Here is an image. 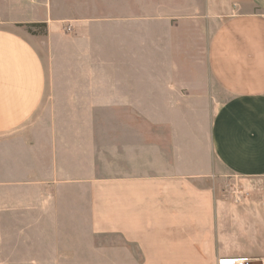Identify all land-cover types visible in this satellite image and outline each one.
<instances>
[{
  "label": "crops",
  "instance_id": "crops-1",
  "mask_svg": "<svg viewBox=\"0 0 264 264\" xmlns=\"http://www.w3.org/2000/svg\"><path fill=\"white\" fill-rule=\"evenodd\" d=\"M197 8L207 82L189 2L0 0V264L264 261V0ZM223 168L261 198L222 197Z\"/></svg>",
  "mask_w": 264,
  "mask_h": 264
},
{
  "label": "rangeland",
  "instance_id": "rangeland-1",
  "mask_svg": "<svg viewBox=\"0 0 264 264\" xmlns=\"http://www.w3.org/2000/svg\"><path fill=\"white\" fill-rule=\"evenodd\" d=\"M163 2H167L169 7L170 4L174 2L176 6V12L179 11V9H177L179 5H183V3L186 5V3L189 2L191 14L175 17L174 19V22H176L177 25L175 38H179L181 41L183 40V45L186 48L187 53L190 55L191 69L194 77L199 76L201 77V81L206 80L207 82L208 76L205 72V47L213 23L207 19V17L201 14L203 11L197 8L202 4V0H185V2L184 0H158L159 5H163ZM26 29L27 32L34 37L43 38L46 34L45 29L39 26L28 25ZM65 32L69 33L70 31L65 30ZM207 91H210L209 88ZM216 92L217 93L213 94L212 97L209 96L210 94H207V99L212 100V110H209V112H202L205 117L208 116V113L211 115L213 111L219 106L220 101L225 99L224 95H219L217 89ZM217 167L219 168L218 165ZM217 174V188H219V192L222 197L229 200H237L244 204L257 197L261 198L262 186H258L257 189L252 188V185L254 184L252 181H248L243 177L229 173L224 168L218 171ZM262 214V212H259L258 214L256 213L254 217L262 218ZM254 223L256 225L255 228H253L255 235L258 234L257 232L262 233V227L260 225L261 219L259 221L255 220ZM253 231L249 230L250 233ZM254 264H261V262L256 261Z\"/></svg>",
  "mask_w": 264,
  "mask_h": 264
},
{
  "label": "built area",
  "instance_id": "built-area-1",
  "mask_svg": "<svg viewBox=\"0 0 264 264\" xmlns=\"http://www.w3.org/2000/svg\"><path fill=\"white\" fill-rule=\"evenodd\" d=\"M66 30L70 31V26H66ZM259 261L261 264H264L263 260L247 258V257H228L222 256L218 257L215 260V264H254V262Z\"/></svg>",
  "mask_w": 264,
  "mask_h": 264
},
{
  "label": "trees",
  "instance_id": "trees-1",
  "mask_svg": "<svg viewBox=\"0 0 264 264\" xmlns=\"http://www.w3.org/2000/svg\"><path fill=\"white\" fill-rule=\"evenodd\" d=\"M30 25H33V26H39L40 24H30Z\"/></svg>",
  "mask_w": 264,
  "mask_h": 264
}]
</instances>
